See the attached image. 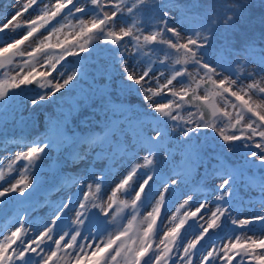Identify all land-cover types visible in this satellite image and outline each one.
<instances>
[{"label":"snow or ice","instance_id":"snow-or-ice-1","mask_svg":"<svg viewBox=\"0 0 264 264\" xmlns=\"http://www.w3.org/2000/svg\"><path fill=\"white\" fill-rule=\"evenodd\" d=\"M39 3L40 0H27L23 4L10 2L5 5L6 10L10 6L12 11L0 19V33L23 29V35L0 47V67L13 63L12 57L21 58L18 61L19 71H15L10 77L5 75L0 80V98L10 89L36 80L42 86L51 85V91L37 99H46L67 88L77 77V72L73 71L63 78H52L57 65L68 56L86 52L88 47L85 45L89 44L93 33L102 32L103 38L113 45L121 42L117 56L121 57L119 66L124 78L138 86L150 109L176 122L171 125L173 131L179 130L180 136L185 137L194 129L215 127L226 143L248 142L246 147L250 144L255 149L248 152V157L264 164V47L258 44V41H264V32L243 34L239 44L234 39L224 38L213 49L210 43L216 26L221 21L229 36L239 31L238 25L251 24L253 20L264 26V0H166L163 4L161 0H127V7L125 0H87V3L100 9L101 14L98 17L76 20L78 31L72 39L65 37L53 41L52 37L60 30L52 27L47 36L31 47V41L36 40L41 29L65 9L70 6L73 12H82L84 9V4H76L75 0H55L50 7L40 9V14L34 18L26 19L30 10L36 11L39 8ZM121 14H130L131 24L114 30V24H121ZM126 38H130L132 42L129 43ZM81 39L84 40L83 45L79 43ZM154 42L165 46L163 58L156 57L161 63L167 61L162 71L150 75L151 65L143 71L135 63L128 66L124 57L136 52L137 48ZM28 47L30 50H26ZM208 52L212 55L206 60ZM49 53L55 55L50 56ZM42 54L47 57L43 64L37 59ZM173 56L177 59L170 64ZM104 75L107 76L108 73ZM184 77L187 83L177 89L174 81ZM106 89L107 85L82 89L70 99L60 114L49 119L43 142L31 143L26 151L18 152L14 159L9 160V170L19 161L26 164L20 169V175L14 182L0 188V197L10 192L20 195L27 192L33 183L28 175L31 171L28 166L46 148L62 152L72 145L70 159L73 163L93 156L107 162L109 167L106 171H115L111 165L121 158L132 159L126 174L111 188L109 202L93 205L100 210L101 215L111 218L110 220L115 219L122 210L120 204L125 203L117 201L118 193L125 192L139 170L157 164L161 166V171L167 173L168 178L160 186L158 195L155 194V203L144 217L146 227L134 230L133 222L137 217L132 215L128 223L114 233L101 234L97 238L95 226L90 233H82V226H85L90 209L92 185H95L99 193L103 177L91 169L93 179H87L80 173H67L61 177L59 185L53 191L76 184L88 189L83 191V197L78 203H73L71 196L58 201L52 208L50 222L38 234H32L25 227L28 206L14 208L13 230L7 235L0 233L3 235V239H0V264H59L61 259L64 264H264V235H249L243 241L236 236L222 246L213 244L206 250L201 249L205 237L219 225L222 218L226 217L241 227L253 222H264V170H258L254 166L251 171L234 168L219 157L212 166L214 171L208 169L197 146L190 143H170L162 124L136 117L127 106L107 99L104 111L112 115L101 122L99 131H89L84 135L70 134L68 125L71 117L80 110L81 101L87 103L92 96L107 97ZM162 93L169 94L174 100L156 102L153 97ZM37 99L31 102L35 104ZM182 105L195 107L199 113L198 118L185 119L179 111L174 112ZM217 119L224 121L223 127L216 124ZM56 167L54 160L50 168L55 171ZM205 170L211 173L208 178H219L216 181V200L222 201L230 195L234 186L242 184L258 193L254 202L259 205V214L236 219L229 214V205H212L210 201L203 200L194 210L183 211L180 216L174 215L175 222L163 230L161 236V220L164 217L169 187L178 182L189 183L198 174L203 177ZM3 179V173H0V180ZM151 179L152 173L149 172L134 191V197L130 200L133 213L139 210L138 202L144 196ZM190 200L191 196L176 211L180 212L189 206ZM48 203L50 202L45 198L43 204ZM73 210L76 219L72 221V230L65 229L54 235L57 222L66 212ZM4 213V206L0 207V214ZM191 218L197 220L201 230L181 247L178 241L182 229ZM99 227L102 229L104 225ZM150 253L149 260L145 261L144 258Z\"/></svg>","mask_w":264,"mask_h":264},{"label":"rangeland","instance_id":"rangeland-1","mask_svg":"<svg viewBox=\"0 0 264 264\" xmlns=\"http://www.w3.org/2000/svg\"><path fill=\"white\" fill-rule=\"evenodd\" d=\"M10 2L23 4L27 2V0H4L0 9V19H3L5 15L10 14L12 11L10 6L7 10L5 9V5ZM54 3L55 0H40L39 8L36 11L35 9L30 10V14L26 15L25 18H34L36 15L40 14V9H43L45 6L50 7L51 4ZM75 3L84 4L83 11L73 12L71 6L65 9L49 25L41 29V33L37 36L36 40L31 41V47H34L39 40L43 39L44 36H47L48 32L52 30V27H56L60 30L59 33L52 37L53 41L57 38L64 39L65 37L72 39L74 33L78 31V28L75 26L76 20L79 18H91L93 16L98 17L101 14L100 9L95 5L87 3V0H75ZM125 3H127V0H125ZM175 19L178 18H173V20ZM119 20L121 24H114L112 26L114 30H118L121 26L131 24L129 14H121ZM181 27L183 28L184 25L182 24ZM99 33L100 32L93 33V37L89 41V44L85 45L88 47L86 52H82L79 55L68 56L57 65L52 78H56L57 76L63 78L73 71L77 72V77L67 88L46 99H37L38 97L45 96L47 92L51 91V85L42 86L37 80L38 85L32 89L27 88V84L21 85L8 90L5 96L0 98V173H3L5 177V179L0 180V188L7 186V183L14 182V180L19 177L20 169L24 167L26 162L19 161L16 165H13L11 170H9V160L14 159L18 152L26 151V148L31 143L39 144L43 142L47 134L49 119L60 114L61 110L68 105L70 99L82 89L93 86L101 87L103 85H107V92H119L121 94L120 97H117L118 99H109L112 102L127 106L136 117L148 121L155 120L159 124H162L169 136L170 143H190L197 146L202 158L207 162L208 169L214 171L212 166L217 163V158L219 157L234 168H244L251 171L255 160L254 158L248 157V152L255 151V149L252 148L250 144L246 147L248 142L232 141L226 143L216 132L215 127H212L208 140L209 144H202L200 146V141L204 137L202 135L203 128L194 129L192 132H189L187 136L181 137L179 130L173 131L171 128V125L176 122L171 121L169 117L160 116L150 109L147 103L143 100L138 90V86L135 85L134 82L127 81L124 78V73L119 66V60L115 62L114 65L112 60L108 58V54L100 55V57H97L94 61H91L90 59L87 60L88 57H86V55L91 52V50H94V47L98 42H100L101 50L108 46L112 47L110 41H102ZM20 35H23V29L15 31L9 30L0 33V47H3L5 43H10L11 40L18 38ZM126 40H128L129 43L132 42L130 38H126ZM79 43L83 45L84 40L81 39ZM155 43L157 42H154V44ZM151 45L153 44L145 45L143 48H137L136 52L124 57L128 61V66L131 67L135 63L136 66L143 71L151 65L149 68L150 75L162 71L167 64V61L161 63L156 57L161 56V58H163L164 52L158 51V48H152ZM26 50H30V47ZM43 55L46 54H42L41 57L37 58L41 64H43L44 60L47 58ZM49 55L54 56L55 54L49 53ZM211 55L212 54L208 52L205 55V59H209ZM20 59V57H12L13 63L0 68V80H3L5 75L10 77L15 74V71H19L18 61ZM175 59H177V57H171L169 63L171 64ZM7 71L9 72L5 73ZM226 71L230 70L226 69ZM106 72L108 73L107 76L104 75ZM177 82L180 83L177 84ZM161 83H163V81H161ZM186 83V77L183 79L177 78V81H174L177 89ZM125 85H127V87H125ZM33 99H37L35 104L31 102ZM153 99L156 102L174 100L169 94L163 93L154 96ZM87 103L81 101V104L83 105ZM175 111H179L185 119L193 117L198 118L199 115L197 109L188 107L187 105H182L180 109L174 110V112ZM189 113H192L191 117L189 116ZM111 115L110 112L104 111L103 115L101 114V120L106 121ZM90 120L92 121V119ZM81 121V127L79 128L78 126V130L73 127L68 129L70 134H85L83 128L86 127L85 125L87 123L83 119ZM223 123L224 121L221 119L216 120V124L221 127L224 126ZM72 148L73 146L69 145L62 152L51 150L50 147L46 148L45 151L40 154V157L28 166L31 169V171L28 172V175L31 177L33 183L27 192L24 195L10 192L4 197H0V207L4 206L5 208V213L0 214V233L7 235L13 230L12 218L14 215V208L27 205L28 215L26 216L25 227H30L29 229L32 234H38V232L43 230V227L47 225L50 216L53 214L52 208L58 201H63L64 199H67L68 196H71L72 202L78 203L79 199L83 197V191L88 190L87 188L83 189L80 185L73 184L66 189L59 188V190L53 191V189H56L59 185L61 177L67 173H80L87 179H93L90 169L94 170L96 174L102 175L103 179L99 193H97L95 185H92L90 191V209L88 211V218L85 221V226H82V233H90L93 226L97 227V238H99V235L101 234L107 235L108 232L114 233L126 225L132 215L137 217L133 222L134 230L139 231L143 227H146V223H143L144 217L146 216L147 211H150L152 205L155 203V200H153L155 194L160 190V186L165 183L168 178V174L161 171V166L157 164L139 170L125 192L118 193L116 198L117 201L119 202L122 200L125 203L120 204L122 210L117 214L114 220H110L111 218L109 219L107 216L101 215L100 210L93 207V205L101 203L106 204L109 202L108 196L111 194V188L115 186L116 182H119V179L122 178L123 174H126V170L130 166L132 159L121 158L120 161L111 165L115 171H106L109 167L107 162L104 160H97L93 156H89L87 159L82 160L79 163H73L70 159ZM54 160L57 165L55 171L50 168V165ZM149 172L152 173V179L146 186L145 194L141 201L138 202L139 210L133 213L130 207V200L134 197V191L139 183ZM210 175L211 173L205 170L203 177L198 174L189 183L178 182L177 185L169 187L168 193L166 194L164 217L163 220H161L162 230H166L167 227L173 225L175 222L173 220L174 215L180 216L183 214V211L190 209L194 210V208L203 200L210 201L212 205L217 203L229 205V214L233 215L236 219L259 214V205H256L254 202L258 195L256 191L251 188H246L242 184L236 185L233 187V190L228 197L223 198L222 201H218L215 199V196L217 194L216 181L219 178L215 176L208 178ZM197 186H206L207 189L198 190L199 187ZM205 193L207 194L205 195ZM189 196H191L189 206H186L180 212H177V208H179ZM45 198H47L50 203L43 204ZM29 218H31V220ZM75 219V210L69 213L66 212L57 222L54 235H58L65 229L71 231L73 228L72 221ZM100 225H104V227L100 229ZM200 230L197 220L191 218L182 229L178 244L182 247L189 238L198 235ZM162 234L163 231L160 232L161 236ZM253 234L264 235V222H253L247 226L241 227L225 217L222 218L219 225L214 230H211L205 237L201 244V249L206 250L207 247H211L213 244L222 246L223 243L235 239L236 236H239L241 241H243L247 236ZM3 235H0V239H3ZM150 256L151 253L144 258L145 261H148ZM59 264H64V260L61 259Z\"/></svg>","mask_w":264,"mask_h":264},{"label":"trees","instance_id":"trees-1","mask_svg":"<svg viewBox=\"0 0 264 264\" xmlns=\"http://www.w3.org/2000/svg\"><path fill=\"white\" fill-rule=\"evenodd\" d=\"M4 0H0V9H1V5L3 3ZM162 4L166 3V0H161ZM125 6L127 7V3H125ZM159 14V10L157 9V15ZM130 15V14H129ZM147 14H145L146 16ZM143 18L142 17V22H143ZM239 27V31L237 32H233L231 33V35L229 36V34L227 33L224 25L221 23H219L216 26V29L213 33V39L210 41L211 43V47L214 49L216 48L219 44H221L223 42L224 38H230V39H234L237 44H239L241 37L243 34H251L252 32H256L257 34H259L260 32H264V26H261L257 21L253 20L251 22V24L248 23H244V24H240L238 25ZM100 38L102 39V41H104L105 39L103 38L102 33H99ZM107 41V40H106ZM111 43V42H110ZM112 44V43H111ZM259 46L264 47V41H258ZM120 45L121 42H118L116 45L112 44V47L108 46L107 48H104L103 50L100 49V42H98V44H96V46L94 47V50H91V52H89L86 57L87 60H91L94 61L97 57H100V55H105L108 54L109 55V59L112 60V62L115 65V62H117L121 57L117 56V53L120 52ZM152 48L157 49L158 51H162L165 46L160 45L158 42L157 43H153V45H151ZM99 55V56H98ZM102 57V56H101ZM111 69V68H109ZM120 93H114V92H107V97L104 96H95V97H91V99L89 100V102L85 105L81 104V108L80 110L75 113L72 117H71V122L68 125V129H71L72 127L74 129L78 130V126L79 128L81 127V120H85L86 121V127H82L83 131H85V133L89 132V131H98L101 129V114L103 115L104 112V108H105V100H109L112 98H117L120 97ZM118 99V98H117ZM87 119V120H86ZM92 119V121L90 120Z\"/></svg>","mask_w":264,"mask_h":264},{"label":"water","instance_id":"water-1","mask_svg":"<svg viewBox=\"0 0 264 264\" xmlns=\"http://www.w3.org/2000/svg\"><path fill=\"white\" fill-rule=\"evenodd\" d=\"M0 68H1V67H0ZM36 85H38L37 80L28 83V84L26 85V87L32 89V88H34ZM187 106H188V107L195 108V107H193L192 105H187ZM195 109H196V108H195ZM211 130H212V128H203V129H202V135H203L204 137H203V139L200 141V146H201L202 144H209V143H208V140H209V136H210ZM253 164H254V167H255L256 169H258V170H264V164H262V163H260V162H256V161H254Z\"/></svg>","mask_w":264,"mask_h":264},{"label":"bare ground","instance_id":"bare-ground-1","mask_svg":"<svg viewBox=\"0 0 264 264\" xmlns=\"http://www.w3.org/2000/svg\"><path fill=\"white\" fill-rule=\"evenodd\" d=\"M207 193H205L206 195ZM101 203V202H100ZM98 205V204H97ZM66 217V216H65ZM31 220V218H29ZM166 219V218H165ZM69 221V220H68ZM164 223V222H163ZM103 224V223H102ZM169 225V224H168ZM13 226V225H12ZM67 226V225H66ZM6 228V227H5ZM30 228V227H29ZM70 228V227H69ZM42 229V228H41ZM101 229V228H100ZM3 231V230H2ZM163 231V230H162ZM183 235V234H182ZM180 240V239H179ZM147 259V258H146Z\"/></svg>","mask_w":264,"mask_h":264}]
</instances>
